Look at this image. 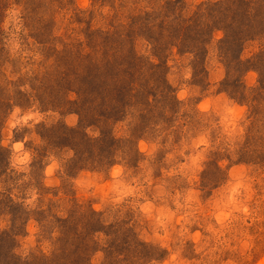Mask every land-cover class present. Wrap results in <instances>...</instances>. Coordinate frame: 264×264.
Instances as JSON below:
<instances>
[{"label": "rangeland", "instance_id": "obj_1", "mask_svg": "<svg viewBox=\"0 0 264 264\" xmlns=\"http://www.w3.org/2000/svg\"><path fill=\"white\" fill-rule=\"evenodd\" d=\"M0 264H264V0H0Z\"/></svg>", "mask_w": 264, "mask_h": 264}]
</instances>
